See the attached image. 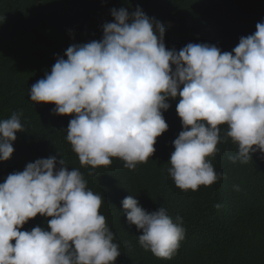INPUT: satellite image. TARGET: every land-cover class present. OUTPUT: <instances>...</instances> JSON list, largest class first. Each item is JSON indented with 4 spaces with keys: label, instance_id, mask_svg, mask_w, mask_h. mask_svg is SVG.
Masks as SVG:
<instances>
[{
    "label": "clouds",
    "instance_id": "obj_1",
    "mask_svg": "<svg viewBox=\"0 0 264 264\" xmlns=\"http://www.w3.org/2000/svg\"><path fill=\"white\" fill-rule=\"evenodd\" d=\"M111 14L115 22L103 25L101 40L69 46L67 59L59 57L30 88L32 101L73 115L67 140L82 166L107 167L113 158L133 170L147 163L169 128L163 115L169 98L177 97L183 130L167 171L181 190L219 179L209 157L226 138L238 145L233 162L264 153V22L230 52L208 43L177 51L166 47L163 24L139 6ZM20 115L0 120V161L12 156L16 133L24 131ZM59 163L37 159L0 183V264H115L121 255L100 212L102 198L79 169ZM122 205L128 223L142 230L144 250L162 259L178 252L186 235L182 217L174 221L164 207L148 212L133 196ZM38 214L51 217L48 229L21 230Z\"/></svg>",
    "mask_w": 264,
    "mask_h": 264
},
{
    "label": "trees",
    "instance_id": "obj_2",
    "mask_svg": "<svg viewBox=\"0 0 264 264\" xmlns=\"http://www.w3.org/2000/svg\"><path fill=\"white\" fill-rule=\"evenodd\" d=\"M138 6L163 24L169 50L208 43L230 52L264 22V0H0V120L21 114L24 125L16 133L12 156L0 161V183L41 158L56 157L57 168L64 159L69 170L79 169L87 187L102 198L100 212L121 252L115 264H264V153L253 154L247 163L233 162L238 145L226 138L209 157L219 179L184 191L167 171L173 141L183 130L176 110L179 97L169 98L171 107L163 112L169 128L157 138L156 152L134 170L119 158L107 167L82 166L67 140L73 115L55 114L54 103L30 98L31 86L59 57L67 59L69 46L103 38V25L115 22L113 8L132 13ZM226 130L222 125V137ZM127 196L148 212L164 207L174 221L183 218L185 239L171 259L140 245L142 230L128 223L123 209ZM50 219L38 214L21 230L48 229Z\"/></svg>",
    "mask_w": 264,
    "mask_h": 264
}]
</instances>
